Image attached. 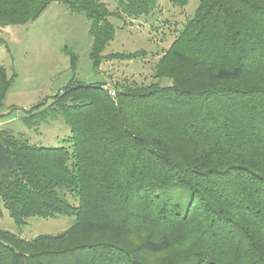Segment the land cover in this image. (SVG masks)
Wrapping results in <instances>:
<instances>
[{"label": "trees", "instance_id": "trees-1", "mask_svg": "<svg viewBox=\"0 0 264 264\" xmlns=\"http://www.w3.org/2000/svg\"><path fill=\"white\" fill-rule=\"evenodd\" d=\"M55 1L90 20L94 69L146 55H103L109 17L157 0H0V27ZM8 84L0 66L1 104ZM52 98L22 120L61 117L67 145L0 127V215L73 221L31 239L0 229V264H264V0H199L150 80L71 79Z\"/></svg>", "mask_w": 264, "mask_h": 264}, {"label": "rangeland", "instance_id": "rangeland-1", "mask_svg": "<svg viewBox=\"0 0 264 264\" xmlns=\"http://www.w3.org/2000/svg\"><path fill=\"white\" fill-rule=\"evenodd\" d=\"M101 1L115 10L118 0ZM198 3L199 0H189L180 7L169 0H157V7L148 16H110L115 35L103 55L137 50H145L146 55L131 60L105 58L97 69L93 68L89 54L90 20L60 2H51L27 24L0 27V66L9 81L0 103V127L10 128L34 144L67 145L64 139L69 128L61 117L32 127L22 118L37 104L48 105L71 79L100 83L111 89L117 81L150 80L154 63L192 17ZM72 221L69 215L46 219L34 216L18 225L3 208L0 229L31 239L40 234H58Z\"/></svg>", "mask_w": 264, "mask_h": 264}]
</instances>
